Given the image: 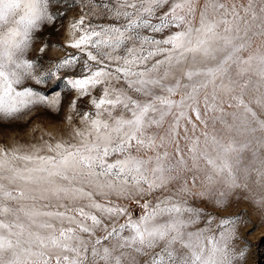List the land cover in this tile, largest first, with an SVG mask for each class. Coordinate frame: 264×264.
<instances>
[{
	"label": "snow or ice",
	"instance_id": "obj_1",
	"mask_svg": "<svg viewBox=\"0 0 264 264\" xmlns=\"http://www.w3.org/2000/svg\"><path fill=\"white\" fill-rule=\"evenodd\" d=\"M53 3L0 0V122L69 129L0 146V264H242L221 213L264 211V0H79L57 44Z\"/></svg>",
	"mask_w": 264,
	"mask_h": 264
},
{
	"label": "rangeland",
	"instance_id": "obj_2",
	"mask_svg": "<svg viewBox=\"0 0 264 264\" xmlns=\"http://www.w3.org/2000/svg\"><path fill=\"white\" fill-rule=\"evenodd\" d=\"M52 7L60 15L55 28L48 26L43 31V39L52 44L63 43L67 37L64 30L60 27V22L63 21L66 24L67 21L64 19V15L67 14L68 17H71L79 11V0H54ZM105 22L103 19L92 18L93 24ZM58 53V49H53L51 55H57ZM45 62H47V58H45ZM75 71H79V67ZM37 87L46 92L49 91L45 85ZM65 94L67 95L66 89ZM245 99L247 100L248 97ZM251 106L256 110L260 119H264V111L254 103ZM81 107H86V102L81 104ZM226 110L231 112L236 109L227 108ZM65 114L66 110L56 112L41 109L39 112L33 111L22 119L12 123L8 121L0 122V146H20L21 151H28L30 150L29 145L38 143L42 134L58 128L65 129L64 138L68 139L67 132L69 129L64 121ZM257 135H260V133H257ZM57 138H60V133H57ZM243 196L244 193L234 195L227 211L221 214L225 216L243 214L244 220L248 221V223L239 226V238L235 241L238 248H244L246 246L245 242H247V245H250L242 264H264V211L255 207L250 201L243 199ZM209 211H211V208H209Z\"/></svg>",
	"mask_w": 264,
	"mask_h": 264
}]
</instances>
